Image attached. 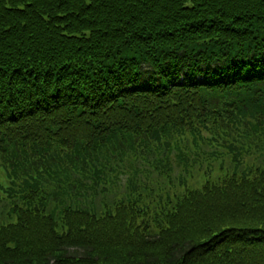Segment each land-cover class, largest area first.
<instances>
[{
  "label": "trees",
  "instance_id": "obj_1",
  "mask_svg": "<svg viewBox=\"0 0 264 264\" xmlns=\"http://www.w3.org/2000/svg\"><path fill=\"white\" fill-rule=\"evenodd\" d=\"M0 209V264H264V0H0Z\"/></svg>",
  "mask_w": 264,
  "mask_h": 264
},
{
  "label": "rangeland",
  "instance_id": "obj_2",
  "mask_svg": "<svg viewBox=\"0 0 264 264\" xmlns=\"http://www.w3.org/2000/svg\"><path fill=\"white\" fill-rule=\"evenodd\" d=\"M195 152H197L196 150H194L193 151V153H195ZM172 159L174 158V156L172 155V157H171ZM136 167H138L139 169H141V170H144V169H147V168H151L148 164H146V163H144V162H137L136 164ZM190 170L192 171V172H195V170H194V165L192 164V166H190ZM149 170H151V169H149ZM184 167H178V166H174V171H173V174H172V181L176 184V185H180L179 184V182L181 181L180 180V177H183V174H184ZM197 172V171H196ZM144 172H141L140 174H141V176H140V180L139 181H145V175L143 174ZM197 174V173H196ZM157 175L158 174H154L153 176H154V178H156L157 177ZM180 176V177H179ZM125 179H126V176H123V182L125 181ZM122 182V183H123ZM195 182V181H194ZM153 184L154 185H156V183L155 182H153ZM160 185H161V187H164L165 185H168V183H167V180H162V181H160ZM156 189L158 188V184H157V186L155 187ZM121 191L122 192H124L125 191V188H124V184H123V186H122V188H121ZM115 199V198H114ZM114 199H112V198H110V200H111V203H113L114 202ZM1 210V209H0Z\"/></svg>",
  "mask_w": 264,
  "mask_h": 264
}]
</instances>
